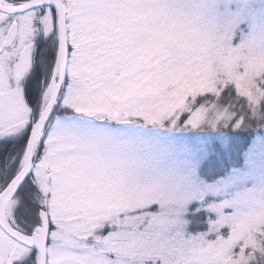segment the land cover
Returning a JSON list of instances; mask_svg holds the SVG:
<instances>
[{
	"label": "snow or ice",
	"instance_id": "6c2138e0",
	"mask_svg": "<svg viewBox=\"0 0 264 264\" xmlns=\"http://www.w3.org/2000/svg\"><path fill=\"white\" fill-rule=\"evenodd\" d=\"M0 264H264V0H0Z\"/></svg>",
	"mask_w": 264,
	"mask_h": 264
},
{
	"label": "rangeland",
	"instance_id": "374dc122",
	"mask_svg": "<svg viewBox=\"0 0 264 264\" xmlns=\"http://www.w3.org/2000/svg\"><path fill=\"white\" fill-rule=\"evenodd\" d=\"M0 151H2V146H0Z\"/></svg>",
	"mask_w": 264,
	"mask_h": 264
}]
</instances>
